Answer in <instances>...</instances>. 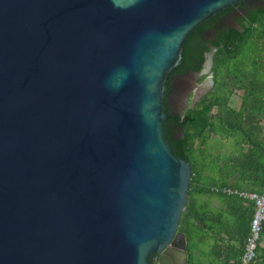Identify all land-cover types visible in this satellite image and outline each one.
I'll use <instances>...</instances> for the list:
<instances>
[{
  "label": "water",
  "instance_id": "95a60500",
  "mask_svg": "<svg viewBox=\"0 0 264 264\" xmlns=\"http://www.w3.org/2000/svg\"><path fill=\"white\" fill-rule=\"evenodd\" d=\"M241 1L0 0V264H188L192 168L164 108L212 89L215 47L172 74L181 111L166 81L194 29Z\"/></svg>",
  "mask_w": 264,
  "mask_h": 264
},
{
  "label": "trees",
  "instance_id": "16d2710c",
  "mask_svg": "<svg viewBox=\"0 0 264 264\" xmlns=\"http://www.w3.org/2000/svg\"><path fill=\"white\" fill-rule=\"evenodd\" d=\"M258 1L259 4L248 7L244 14L231 16L237 27L230 25L223 16L234 8H246L244 1L219 11L197 26L183 45L181 63L173 68L166 81L169 86L173 73L200 72L207 53L215 47L212 89L182 115L170 114L168 108H164L168 113L164 120L166 139L175 155L188 161L192 168L187 212L181 215L179 222L187 237L188 264H241L254 204L238 193H227L221 188L260 192L264 185V146L259 147L258 129L250 123L251 109L254 111L253 104L257 105L259 98L264 96V88L254 86V80L248 84L242 80L248 75L249 66L264 73V0ZM229 75L233 76L232 89H228ZM203 78L201 75L199 81ZM235 88L243 91L240 107L236 110L228 104ZM250 97L253 104L248 102ZM231 112L236 113L235 125L227 120ZM218 124L231 125L227 129L240 134L238 142L243 150L238 157L220 158L223 164L218 173L221 182L214 184L210 181L212 177L202 169L213 163L209 140ZM247 182L249 185L245 186ZM200 195L216 199L219 206L210 209L208 204L200 205ZM257 255L258 246L256 258Z\"/></svg>",
  "mask_w": 264,
  "mask_h": 264
},
{
  "label": "crops",
  "instance_id": "0c3cea01",
  "mask_svg": "<svg viewBox=\"0 0 264 264\" xmlns=\"http://www.w3.org/2000/svg\"><path fill=\"white\" fill-rule=\"evenodd\" d=\"M247 70H248V75L246 77H243L242 79L243 83L248 84L250 80L251 81L254 80V83H253L254 86L264 88V73H262L261 71H255L254 69H251L250 66L247 68ZM232 77H233L232 75L228 76V79H227L228 89H232V83H233ZM199 78H198V82H200ZM207 93L208 92L205 93L204 91L203 94L197 97L195 102H197L200 98H202ZM242 94H243L242 90H237L236 88L233 89L229 97V102H228L230 108L236 110L240 107V103L242 100L241 98ZM259 99H260V102H262V104H259L260 102H258L257 105H255V103L253 104L252 97L249 98L248 102L250 104H253V108L256 107L254 111H252L253 109H251L252 114L250 118V123L254 125L255 127H257L258 129L257 140L261 143L259 147H262L264 146L263 145L264 143V96L260 97ZM188 103H189V99H188ZM227 120L229 121V124L235 125L236 113L231 112ZM229 126L231 127V125ZM229 126L225 127L222 124H218L215 132L210 133L209 151L212 154L213 163L207 168L205 167L202 170H204L206 175L209 174L212 177L210 181L214 184H218L221 182L220 181L221 179L218 176V173L221 171L223 167V164L221 163L220 158L238 157L239 151L243 150V148L240 147L239 142H238L241 139L240 134L237 132L233 133L231 132V130H228L227 128H230ZM229 168L231 169V166H229ZM206 175H204V178ZM248 185H249V182H247L245 186H248ZM198 202L202 206H207L208 204L207 207L210 209H215L219 206V203L216 199L208 198L207 195H200L198 197ZM253 264H264V227L262 228L260 240L258 242V255Z\"/></svg>",
  "mask_w": 264,
  "mask_h": 264
},
{
  "label": "built area",
  "instance_id": "2783aa9c",
  "mask_svg": "<svg viewBox=\"0 0 264 264\" xmlns=\"http://www.w3.org/2000/svg\"><path fill=\"white\" fill-rule=\"evenodd\" d=\"M221 190L227 193H238L239 196L251 200L254 204L249 234L246 238L244 251L240 258L241 264H252L256 259V249L264 223V185L260 192L237 189L232 190L230 188H221Z\"/></svg>",
  "mask_w": 264,
  "mask_h": 264
},
{
  "label": "flooded vegetation",
  "instance_id": "af4514ba",
  "mask_svg": "<svg viewBox=\"0 0 264 264\" xmlns=\"http://www.w3.org/2000/svg\"><path fill=\"white\" fill-rule=\"evenodd\" d=\"M258 1V0H245V5H246V8L244 9H240V8H234L233 10H229L223 17H224V20H228L231 18V16L235 15V14H244L245 13V10L248 8V7H252L255 2ZM173 79L172 75L170 77V81ZM170 84V82H169ZM171 90H170V86H168V91H167V97L165 98V101H167L168 104H172V106L170 107L172 111H174V108L176 106H179V100L175 99L174 96H172L171 98ZM173 103L175 104L173 106ZM156 256L157 254H151L150 256V264H157L156 262Z\"/></svg>",
  "mask_w": 264,
  "mask_h": 264
},
{
  "label": "rangeland",
  "instance_id": "374dc122",
  "mask_svg": "<svg viewBox=\"0 0 264 264\" xmlns=\"http://www.w3.org/2000/svg\"><path fill=\"white\" fill-rule=\"evenodd\" d=\"M260 3V1H256L255 2V4L254 5H256V4H259ZM228 22H230L231 21V19H228L227 20ZM193 92H194V94H195V97L197 98L199 95H201V94H203L204 93V89H203V87H201V88H199V89H194L193 90ZM206 93V92H205ZM194 94H193V96H194ZM193 96H190L189 97V103L187 102V105H189L190 103H191V100H192V97ZM196 98H195V100H196ZM196 103V102H195ZM181 106H176L175 108H174V111H181Z\"/></svg>",
  "mask_w": 264,
  "mask_h": 264
}]
</instances>
